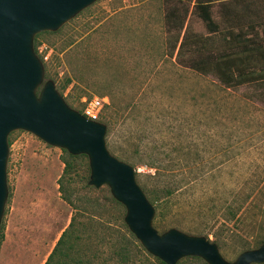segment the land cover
I'll use <instances>...</instances> for the list:
<instances>
[{
  "label": "rangeland",
  "instance_id": "1",
  "mask_svg": "<svg viewBox=\"0 0 264 264\" xmlns=\"http://www.w3.org/2000/svg\"><path fill=\"white\" fill-rule=\"evenodd\" d=\"M202 4L215 28L203 19ZM37 46L46 79L70 106L80 111L84 99L108 97L98 118L108 126V149L135 167L148 198L147 189L165 198L173 183L187 191L162 222L153 219L160 233L177 227L196 234L186 223L220 219L215 230L221 203L251 193L241 221L219 229L220 251L235 261L264 219L256 206L264 205V0H98L55 33L42 32ZM206 59L225 64L197 66ZM233 68L257 73L226 81L223 72ZM9 143L0 264H43L76 213L59 264H127L116 252L127 232L126 207L108 185L89 184V157L72 160L26 130L13 131ZM64 159L72 160L66 171ZM137 243L132 264H160ZM177 264L208 263L184 257Z\"/></svg>",
  "mask_w": 264,
  "mask_h": 264
},
{
  "label": "water",
  "instance_id": "2",
  "mask_svg": "<svg viewBox=\"0 0 264 264\" xmlns=\"http://www.w3.org/2000/svg\"><path fill=\"white\" fill-rule=\"evenodd\" d=\"M98 0H0V242L9 195V136L26 130L71 154H86L89 184L108 185L126 207L125 222L142 245L166 264L188 256L208 264L264 263V242L227 260L217 242L177 227L160 233L153 225L156 208L136 178L130 163L108 149L106 123L93 120L68 104L53 79H46L35 37L56 31Z\"/></svg>",
  "mask_w": 264,
  "mask_h": 264
},
{
  "label": "trees",
  "instance_id": "3",
  "mask_svg": "<svg viewBox=\"0 0 264 264\" xmlns=\"http://www.w3.org/2000/svg\"><path fill=\"white\" fill-rule=\"evenodd\" d=\"M201 8H202L203 19H205L207 21L208 26L210 28H215L216 26H215V23L213 22V18L211 16V12L209 10L210 8L208 6H206V5H204V4L201 5ZM44 32H46V33H48V32L55 33V31H44ZM40 34H42V32L37 34L36 37H35V50H36V52H38L37 37ZM182 45H183V42L180 45V49H181ZM256 47L259 48L258 46H256ZM41 58H42V60H44L43 57H41ZM212 62H214V64L216 62V65L219 67V68L217 67L216 70H220V68H221V65H219V63H221L223 65L225 64V61H223V60L214 61V60L206 59V60H204V62L201 61L197 66L201 67V65L203 64L204 68H205V64L210 63V65H211V64H213ZM235 65L237 66L238 64H235ZM200 67H197V68H200ZM263 68L264 67L262 66L261 69L263 70ZM45 69H46V73H47V71H48L47 66L45 67ZM234 70L236 71L237 68H233V69H231L229 71H224L223 72V78H225L226 81H228L230 79V80H234L236 83H241V82H245V81L250 80L249 79L250 78V74L257 73V69H253L250 72H248V71H244L245 68H239L238 69L239 73H237V74L235 73ZM205 71L206 70H204V72ZM227 76H229V77H227ZM69 80L70 79H68V82H69ZM107 123L111 124V122H109V121ZM69 155H70V158L72 160H74V159H77L78 157H81V156L86 155V154L74 155V154H71L69 152ZM72 160L64 159L65 171L71 165V161ZM59 183H60V188H61L63 186V183H62L61 179H60ZM147 190L149 191V195H150L149 199H150V201L152 202V204L156 208V214H155L154 218L159 220V221H161V222H162L163 218L165 217V209L167 207H170V206L172 207L173 204L175 203L174 200L176 198H178L180 195H183V194H185L187 192L186 190H183V187L179 186V184L176 185L174 183L166 186L165 194H164L165 198H163V199H161V197L158 194L155 193L154 189H152V190L147 189ZM233 194H235V193L232 191V195ZM250 195H251V193H246V194L242 195L239 192V193H236L234 195L237 198H234L232 201H225V203H221L219 208L222 209V212H223L224 215L222 217L223 219L221 220L220 227L216 228L215 230H213L214 227H213L212 224L216 223V221L220 220V219L215 220L214 223H211V220L207 221V223L205 221V226H202V227H199L198 225H191V224L189 225L187 223H186V225L188 226V228L191 231H195V233L198 234V235L206 234V236L208 238H210L209 235L213 234L216 237L215 241L217 243H220L222 239H220L221 236H220V233H219V229L228 227L229 224L231 222H233V221H234V223H235V221H241L242 214H240V213L245 210L246 205L249 204L248 201L250 203L253 202L252 200L249 199ZM64 198L66 200H68L71 204H73L72 200L70 199L69 196H66L64 194ZM188 203L189 202L186 201L185 205H181V203L179 204V202H178V204L181 205L183 208ZM201 206H203V207L201 208L200 214H203L206 210L204 211V204L199 205V208ZM256 206L258 208V212L257 213H262V215L264 216V205L258 204ZM216 207H217V205H215V203L213 202V206L209 207V210L215 211ZM75 208L77 209V206H75ZM76 220H77V213L72 216V220H71V222L69 224V227L64 229V231L62 232L60 238L58 239L54 249L49 254V256H48V258H47V260L45 261L44 264H59L60 260H58V258H57L58 256L57 255H60L59 252H61V254L67 253L66 250L69 248L68 245H70L72 236L74 234V232H72V231H73V228H74V226L76 224ZM259 222H260V226L259 227L262 229V231L260 233H258V235L255 237L253 242L242 246L243 247V251L246 250V249L256 248V247L260 246L264 242V219L259 220ZM124 226H125L127 232L124 235L123 239L120 241V243L119 242L117 243V244H120V248H119V251L117 250L116 252L119 253L120 255H122L123 260H124L125 263L132 264L133 262H135V256H136V254L134 253V246L137 245L138 247H140V244L137 243L138 242L137 237L129 229V227L126 224V222L124 223ZM1 237H3V232L2 231H1ZM188 257L196 258L197 256H188ZM157 259L159 260L160 264H166L162 259H160L158 257H157Z\"/></svg>",
  "mask_w": 264,
  "mask_h": 264
},
{
  "label": "built area",
  "instance_id": "4",
  "mask_svg": "<svg viewBox=\"0 0 264 264\" xmlns=\"http://www.w3.org/2000/svg\"><path fill=\"white\" fill-rule=\"evenodd\" d=\"M106 102H108L107 96H94L90 99H84V106L80 111L88 118L98 120Z\"/></svg>",
  "mask_w": 264,
  "mask_h": 264
},
{
  "label": "crops",
  "instance_id": "5",
  "mask_svg": "<svg viewBox=\"0 0 264 264\" xmlns=\"http://www.w3.org/2000/svg\"><path fill=\"white\" fill-rule=\"evenodd\" d=\"M206 3H209V2H206ZM44 263H45V262H44ZM44 263H43V264H44ZM10 264H15V263H12V262H11Z\"/></svg>",
  "mask_w": 264,
  "mask_h": 264
}]
</instances>
